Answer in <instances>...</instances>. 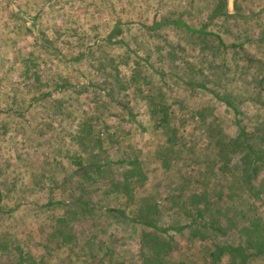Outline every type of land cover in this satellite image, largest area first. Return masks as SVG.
Masks as SVG:
<instances>
[{
    "label": "rangeland",
    "instance_id": "374dc122",
    "mask_svg": "<svg viewBox=\"0 0 264 264\" xmlns=\"http://www.w3.org/2000/svg\"><path fill=\"white\" fill-rule=\"evenodd\" d=\"M188 2H193L190 9L198 6L204 9L212 0H0V204L3 207L0 264H16L20 252L24 257L32 254L36 259L45 254V239L54 227L62 226L58 221L62 217H71L68 224L75 228L79 240L92 232L81 234V230L87 225L94 226L97 239L114 249L118 263L141 264L139 239L129 236L121 239L119 216L108 210L121 208L131 215L132 201L126 202V197L120 194L111 193L109 197L103 192V184L95 179L82 183L84 193L78 189L81 180L80 173L75 172L76 161L83 152L71 133L77 117L80 119L84 110L95 106L96 98L100 97L99 102L105 105L96 113L101 121L111 125L108 130L121 141L116 146H106L107 157H122L129 148L141 158L146 156L149 159L144 168L146 178L133 194L135 197L153 194L159 205L164 203L162 177L166 173L146 153L161 138L150 118L149 90L141 86L139 92L134 82L126 88H121V84L128 83L136 62L147 58V64L141 60L139 64L143 63L142 74L148 75L151 92L160 87L177 114L186 115L198 105L215 104L209 94L194 90L189 83H181V79L187 78L182 59L193 63L204 57L197 51L198 44H194L199 40H192L183 30L170 25L152 32L146 28L163 16L169 19L178 16L184 8L182 5ZM226 8L232 16L227 20L216 18L208 29L218 33L229 47L215 52L216 63L223 60L228 71L216 83L213 80L217 78L210 73L196 69L193 75L198 82L207 80L209 87L233 99L242 111L246 130L255 131L258 136L260 126H264V0H227ZM205 16H200L198 9L189 12L191 26H196ZM115 22L119 30L110 37ZM115 39L130 43V49L137 48L138 54L135 50L127 51ZM231 44H240L242 48ZM171 47H174L176 77L170 76L167 65L159 61L161 54H167ZM210 50L204 53L214 54ZM171 55L168 54L167 63L172 60ZM162 73L164 76L160 78ZM84 76L87 80H83ZM47 92L48 95H42ZM108 92L117 103L109 102ZM225 108V104L216 103V110ZM229 115L221 116L223 130L233 134L235 127ZM191 142L205 147L199 129L194 130ZM189 154L183 152L185 156ZM114 171L117 176L121 170L117 166ZM81 197L96 209V214L83 223L82 218L75 212L69 213L67 208L71 201ZM229 197L224 196L222 202L227 215L243 209L240 196ZM255 206L264 208V194ZM171 216L165 212L159 223L190 221L185 215ZM170 233L177 238L176 249L188 248L191 254L200 248L198 241L191 245L188 230ZM81 246L82 241L60 248L52 246L40 264L86 263L96 250L88 255L87 248L79 250ZM104 253L97 252L94 260L102 259V264H107L108 255Z\"/></svg>",
    "mask_w": 264,
    "mask_h": 264
},
{
    "label": "trees",
    "instance_id": "16d2710c",
    "mask_svg": "<svg viewBox=\"0 0 264 264\" xmlns=\"http://www.w3.org/2000/svg\"><path fill=\"white\" fill-rule=\"evenodd\" d=\"M192 4L193 2H188L182 5L184 8L179 11L178 16L171 19L163 16L158 21L153 20L146 28L152 32L170 25L183 30L192 40H199L194 44H198L197 51L204 57L193 63L182 59L187 78L181 79L180 82L189 83L194 90L209 94L215 104L198 105L186 115L177 114L172 109V104L165 100V94L160 87L156 92H151L148 75L142 74L143 63L147 64V58L144 60L140 58L143 63L140 65V60L137 61L128 83L121 84V88H126L134 82L139 92L141 86L149 90L150 118L161 138L146 153L158 161L166 173L162 177L166 192L164 203L159 205L160 201L153 194L137 197L133 194L135 187L144 183L146 178L144 168L149 162L146 156L141 158L140 154L129 148L122 157L117 159L107 157L109 152L106 151V146H116L121 141L116 139L114 132L108 130L111 125L105 120L101 121L96 113L99 107L105 105L99 102L100 97L96 98L95 106L84 110L80 119L77 117L76 127L71 133L72 139L83 152L76 161L78 168L75 172L80 173L81 180L78 189L81 191L83 182L95 179L103 184V192L109 197L112 196L111 193L116 196L120 194L126 197V202L132 201L131 215L126 214L121 208H114L115 212L108 210L119 216L118 221L122 224L119 226L122 230L119 236L121 239L125 236L139 239L141 264H264V208L255 206V202L264 194V126H260L261 134L258 136L255 131L246 130L242 111L233 99L215 87H209L207 80L202 82L195 80L193 72L196 69L217 78L213 82H219L221 74L228 71L226 63L223 60L216 63L215 58L217 51L229 47L218 33L212 32L208 27L216 18L227 20L232 14L226 8L227 0H212L203 6L204 9L199 6L190 9ZM197 9L200 16L203 14L206 16L199 19L196 26L194 24L191 26L189 12ZM183 16L187 18L183 19ZM118 28V22H115L110 37L119 30ZM114 42L119 43L127 51L135 50L138 54L137 48L130 49V43L123 39H115ZM230 46L242 48L240 44ZM208 48L214 54L204 53ZM168 54H172V60L167 63ZM183 54L182 57L185 58L187 53ZM84 55L86 56L85 53ZM159 61L167 65L170 76L176 77L173 71L174 47H171L167 54H161ZM163 76V73L159 75L160 78ZM86 78L84 76L83 80H87ZM88 82H91L90 79ZM48 94L47 92L42 95ZM108 100L116 102L115 96L110 93ZM216 103L218 105L223 103L226 108L222 111L216 110ZM224 113L231 116V125L235 127L233 134L223 130L224 118L221 116ZM195 129H199V133L205 138V147H197L196 143L191 142ZM185 151H189L190 154L183 155ZM117 166L121 171L116 176L114 168ZM166 186L170 188L166 189ZM81 192L84 193L83 190ZM230 194L240 196L243 209L227 215V208L222 202L225 201L224 196L229 197ZM231 197L228 199L231 200ZM67 208L69 213L75 212L82 218V223L94 212L96 214L95 205H91L88 199L84 200L82 197L71 201ZM2 211L3 207L0 204V212ZM165 212H169L171 217L180 218L185 215L190 217V221L162 225L159 222ZM70 218L58 219L62 226L54 227L52 233L46 237L43 247L45 254L36 259L32 254L24 257L20 252V259L16 264L26 262L40 264L52 246L60 248L80 241L82 246L79 250L87 248L88 255L96 250L88 262L81 264H102L104 260H94L97 252H105L104 255H108L107 264H122L114 258V249L106 246L104 240L97 239L98 231L94 226L87 225L86 229L81 230V234L92 232H89V237L85 234L83 239L79 240L75 228L72 229V225L68 224ZM185 230L189 231L191 245H195L197 241L200 243L197 252L190 254L187 252L188 248L185 251L175 248L178 241L170 232L182 233ZM0 246L3 245L0 243ZM174 253L177 255L174 256Z\"/></svg>",
    "mask_w": 264,
    "mask_h": 264
}]
</instances>
